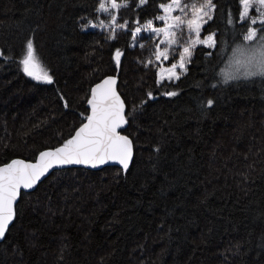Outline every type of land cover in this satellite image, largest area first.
<instances>
[{"label": "trees", "instance_id": "trees-1", "mask_svg": "<svg viewBox=\"0 0 264 264\" xmlns=\"http://www.w3.org/2000/svg\"><path fill=\"white\" fill-rule=\"evenodd\" d=\"M169 2L0 0V167L63 146L106 77L133 149L127 170L55 171L22 193L0 264H264V77L223 75L259 27L241 20L242 0H211L200 37L214 47H190L186 72L159 82L158 39L133 31ZM182 2L189 14L207 0ZM29 40L52 83L22 73Z\"/></svg>", "mask_w": 264, "mask_h": 264}, {"label": "snow or ice", "instance_id": "snow-or-ice-1", "mask_svg": "<svg viewBox=\"0 0 264 264\" xmlns=\"http://www.w3.org/2000/svg\"><path fill=\"white\" fill-rule=\"evenodd\" d=\"M144 0H141L143 3ZM181 0H173L171 5L165 6L164 11L170 12L173 7H179ZM244 12L241 14V20L249 19L253 25L259 23L260 28L249 27L247 34L244 35V44H237L231 49L229 58V67L234 71L224 73V82L230 79H237L242 75L244 78L261 76L264 77V0H256V6L259 10V18L249 15L253 5L250 0H242ZM111 6L118 8L126 6L117 4L116 0H112ZM214 7L211 0H207L206 4L199 8L195 4L192 5L193 17L187 21L190 32L196 33V39L190 40L188 46L183 48L179 67H184L185 56H190V47L199 41L200 19L204 15H208ZM99 11H108L104 0H100ZM199 14V15H198ZM166 17H161L165 19ZM210 18V17H209ZM115 20V17L112 18ZM174 23L168 25V28H179L184 21L181 17H174ZM95 26V25H93ZM149 27L151 22H149ZM124 27V25H121ZM141 29L137 28L136 32ZM154 31L164 32L170 37L169 45L178 43L175 39V33L168 29H159ZM136 33H133L135 37ZM254 41V43H253ZM213 42L212 36L208 37L205 43ZM2 55V54H0ZM167 58V52H161ZM120 52L117 51L116 57L119 63ZM20 63L23 65V71L26 75L37 81L52 83V78L48 72L41 66L38 56L35 53L34 45L31 40L27 42L26 52ZM177 64H173L169 72L174 74ZM178 78V77H177ZM115 79L108 78L103 83L92 89V98L88 101L91 106V115L86 116L87 123L83 124L75 135L67 140L62 147L54 151L42 152L39 161L35 164L25 163L20 160L13 161L5 167H0V238L4 236L10 221L14 217V201L16 200L21 188H32L36 181L40 179L53 165L63 164H88L96 167L97 164H103L108 160L116 161L125 169L131 157L132 143L123 135L117 132L125 122L123 114L124 104L120 100L119 95L115 91ZM175 95V93H170ZM209 106L212 101L209 100Z\"/></svg>", "mask_w": 264, "mask_h": 264}, {"label": "rangeland", "instance_id": "rangeland-1", "mask_svg": "<svg viewBox=\"0 0 264 264\" xmlns=\"http://www.w3.org/2000/svg\"><path fill=\"white\" fill-rule=\"evenodd\" d=\"M109 1L112 2V0H109ZM172 3H173V0H170L169 3L164 4V5L161 6V13H160V15L158 16V18L156 20H154V21L149 20L145 24L141 25L139 27L141 29L139 32H136V30L133 31V33H136V34L141 33L142 31L147 32V33H151V34H153L155 39H158V45H157L158 49H157V53H156V61H157V80L159 82H162V81H167V82H172L173 81V82H175V81H177L186 72L188 61H189V56H185L184 67L183 68L179 67L180 58H181V55L183 54V49L180 52L176 51L177 48L180 45L179 41L177 40V31L179 30L180 27L179 28H170V29L168 28V25L174 23V19L173 18L179 16V17H181V20L184 21V23H182V25L184 24V25L187 26L186 27L188 29L187 33H188V35H190V37L187 39L188 42L190 40H195L196 39V33L194 31L190 32L189 28H188V25H187V21L192 19L193 13H189V14L186 13L188 7H187V5L185 3L182 2V0H181V4H180L179 7H173L170 12L166 13L164 11V7L168 6V5H171ZM250 3L253 5V7L250 10L249 15L254 17V18H259V10H258V8L256 6V0H250ZM211 10H213V7H212ZM211 10L208 11V15L211 12ZM243 12H244V6L242 4V13ZM183 16L187 17V18H185L186 20L183 19ZM161 17H166V18L165 19H161ZM206 17H207V15L202 16L200 21H199V23H200L199 41L196 42L194 45H202V46H204V47H206L208 49H212L214 47L213 46V42L205 43V41H208V37L209 36L213 37V35H206L204 37H200V34L202 32V28H203V25H204V19ZM149 22H151V26L150 27L148 26ZM256 25L259 28L261 27V25L259 23H257ZM93 28H95V26H93V24H90L87 29H93ZM154 29H156V30L168 29V31L174 32L175 33V39L178 41V43H173V44L169 45L168 41H169L170 37L167 36L164 32L154 31ZM244 43H245V41H244ZM253 43H254V41H253ZM161 52H167L168 53L167 58H165L163 55H160L159 59H158L157 56ZM173 64H177V67L174 70V74L169 72V69L172 68ZM21 70H22V73L25 76L29 77L30 79H32L34 81H37V80L33 79L32 77H30V76H28V75H26L24 73L22 64H21ZM228 71H234V69H231L229 67V60H228L226 69L223 72V75H224L225 72H228ZM254 77H256V76H254ZM237 79H248V78H244L242 75H240V77L237 78ZM230 80H236V79H230ZM37 82L44 83V81H37Z\"/></svg>", "mask_w": 264, "mask_h": 264}, {"label": "water", "instance_id": "water-1", "mask_svg": "<svg viewBox=\"0 0 264 264\" xmlns=\"http://www.w3.org/2000/svg\"><path fill=\"white\" fill-rule=\"evenodd\" d=\"M108 78H113V79H115V81H116V78H115V77H106V78L100 80L99 82H97L96 84H94V85L92 86V88L90 89V96H89V98H88V100H87V108H88V110H89V115H91V106L89 105L88 101L92 98V89L95 88L97 85L103 83V81L106 80V79H108ZM114 87H115V91H116L117 95H119L118 92H117V90H116V83H115V86H114ZM119 97H120V100L123 102V100H122V98H121L120 95H119ZM123 104H124V103H123ZM123 114H124V117H125V105H124V111H123ZM125 120H126V118H125ZM85 123H87V120H86L83 124H85ZM83 124L80 125V127H82ZM126 125H127V122H125L120 128L117 129V132H118L120 135L125 136V135L122 133V131L126 128ZM80 127H79V128H80ZM79 128H78V129H79ZM78 129H77V130H78ZM77 130H76V131H77ZM76 131H75V132H76ZM75 132H74L73 136L75 135ZM73 136H72V137H73ZM72 137H71V138H72ZM126 137H127V136H126ZM127 138H128V137H127ZM128 139H129V138H128ZM129 140H130V139H129ZM130 141H131V140H130ZM131 143H132V142H131ZM59 147H62V146H59ZM59 147H57V148H59ZM57 148H55V149H57ZM55 149L45 150V151H42V152L54 151ZM42 152H40V153L37 155L35 161H24V160H20V161H23V162H25V163H29V164H35V163H37V162L39 161L40 154H41ZM132 155H133V149H132V152H131V157H130V159H129L127 169L129 168V166H130V164H131V162H132ZM2 167H5V166H2ZM104 167H118V168H120V169H122V170H127V169H125L121 164H119V163L116 162V161H112V160H108V161H106V162L103 163V164H99V163H98L96 167H92L91 165H88V164H63V165H53V167H51V168H50V169H49V170H48L43 176L40 177V179H39L38 181L35 182V184L33 185L32 188H28V189L21 188V189L19 190V194H18L16 200L14 201V205H13V208H14V216H15V208H16L17 203H18V201H19V197H20V195H21L22 193H32V192L36 189L37 185H38L39 183H41L42 181H44L47 177H49L53 172H55V171H61V170H66V169H69V168H83V169L90 170V171H97V170H100V169H102V168H104ZM13 220H14V217H13V219L10 221L9 226L12 224ZM9 226H8V227H9ZM7 229H8V228H7ZM7 229H6V231H7ZM6 231H5V233H6ZM5 233H4V235H5ZM3 238H4V236H3L2 238H0V243L2 242Z\"/></svg>", "mask_w": 264, "mask_h": 264}]
</instances>
